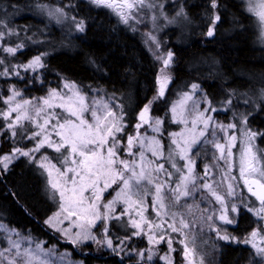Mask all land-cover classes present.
I'll use <instances>...</instances> for the list:
<instances>
[{
  "label": "snow or ice",
  "instance_id": "obj_1",
  "mask_svg": "<svg viewBox=\"0 0 264 264\" xmlns=\"http://www.w3.org/2000/svg\"><path fill=\"white\" fill-rule=\"evenodd\" d=\"M91 2L98 7L116 10L124 23L128 22L134 9L145 7L151 9L154 7L153 4L146 3V0H122V3L119 4L115 0H91ZM248 3L251 5L248 10L255 12L261 23L264 24V0H248ZM211 7L213 9L217 7L216 0H211ZM124 9L128 11L125 12ZM57 11L63 14L62 9H57ZM49 14L51 15V13ZM161 15L168 24L176 23L177 17L187 19V14L183 8L176 12L172 18H169L163 11H161ZM72 19L74 20L75 18L73 17ZM219 19V15H216L215 20L218 21ZM152 20H156L155 15L152 16ZM0 25L7 29V25H4L2 20H0ZM77 27L80 31H83V22H80ZM213 34V30L210 28L207 36L211 37ZM149 36L159 47L156 37L151 36V33H149ZM3 37L4 32H0V40ZM22 47L23 45H17L16 47H6L3 50L7 53L15 54ZM157 58L162 60L164 66L161 69L158 94L139 112V122L133 125L136 131L133 134H125L119 139L117 138L118 134L124 132L127 127L124 123L125 114L123 110L121 109L120 113L117 114L109 104L96 100H93L90 106L86 103L85 96L76 89L75 85H65V88L72 90L71 95L52 90L46 97L39 98L35 104L28 99L16 101V97L20 96L21 93L13 87L11 95L4 101L8 105L7 111L0 110V116L8 121L6 128L10 131L12 137L17 135L16 129L19 126L21 139L33 140L35 144L29 150L16 147L11 153L0 155V173L7 171L9 165L18 156L36 159L33 153L39 152L41 148L46 146L54 149L56 153L60 154L56 157L60 166L57 167V164L52 163L49 157L43 153L41 154L42 161L47 163L42 162L40 166L47 171L49 184L53 190V197L58 194L61 203L60 211L46 223L52 224L53 219L58 218L61 213L65 214V219L75 217L73 226L78 227L80 231L75 234L76 238L72 240L73 244L78 243L81 239L84 241L92 240L101 246L106 245L119 255V252H117L119 244L114 245L111 238L106 240L97 239L96 235L92 233V229L99 222L102 235L107 236L109 222L111 220L119 222L122 217L127 216L128 221L125 222V226H130L135 231L120 239V244L130 241L134 236H140L143 233L147 234L149 243L157 244L164 241L167 243L169 251H175L172 248V239H165L166 231L170 230L172 233H179L183 236V239L180 240V243L184 245L182 254L188 264H194V249L189 248L188 243H186L188 234L184 231L185 229H190L191 225L185 220L183 214L171 209L177 206L186 207L188 212L191 213L193 206L188 204L187 200H185L184 205H181V199L194 198L198 190H207V193L215 197V200L222 206L218 219L223 222L224 226L235 225L237 217L229 218L227 214L229 209L224 197L218 194L213 187V182L210 179H206L211 176L208 165H205L203 169V176L193 174L195 163L191 159L193 148L195 147L196 154H199L200 138L206 136L210 123H212V116L206 113L209 110L212 112L216 111L215 108L211 107L210 101L207 102L209 107L203 111H198V102L193 101L189 110L190 114H194L191 120V127H188L189 121L184 116V111L186 102L191 100L192 96L189 93H184L181 100L172 106L173 119L176 123L183 124L185 127L180 132L169 134L172 139L166 156L164 145L160 140L155 137H148L146 132L143 135L139 133V129L144 125H148L153 132L159 133L163 124V120L160 118H154L150 121L149 113L152 103L165 95V89L170 82V77L164 74V69L171 63L173 53L168 51L164 56ZM3 63L4 61L0 60V64ZM20 67H23L25 71L43 67L41 57L36 56L28 64ZM5 75H8L7 68H5V71L0 72V76ZM15 75L19 77L20 73L15 72ZM191 88L194 92L198 85L192 84ZM261 97L264 99V89L261 90ZM228 103H231V101L229 100ZM29 108H31V112ZM56 108L62 111L57 113L55 112ZM177 108L180 109L179 112ZM13 113L16 114L14 118ZM86 113L88 114L87 117ZM248 115L241 114L239 118L240 124L245 125V128L241 133V147L238 150V176L243 184L247 186L248 192L259 201L258 208L248 207L247 204H244V208L248 212H254L260 218L261 223L258 229H254L243 237L230 235L226 227H217L214 230L218 239L251 245L255 249V256L259 258V264H264V247L257 243V237H260L261 243H264V235L261 232V230H264V150L253 151L251 144V141L257 136L264 137V132H255L247 127ZM22 121H27L29 126H34L35 130L30 135H27L29 128L25 127L21 123ZM198 124L202 126L199 130ZM236 127L235 123L227 125L215 124V128L220 129L221 132L235 129ZM53 135L58 140H53ZM214 135V131L209 134V136ZM236 140L237 136L235 134L228 137L227 151L225 144L218 143L214 139H205L203 143H212L220 152L219 159L228 164L229 171H231V159L233 157L231 148L235 146ZM122 141H126L124 148L127 155L130 157L135 156L136 159L131 161L121 159L119 149ZM145 141H147V145ZM134 144L138 145L141 150L134 153ZM173 145L175 147H172ZM145 147L151 152V156L156 159L146 158L143 151ZM177 157L186 161V163L178 166ZM214 158L216 157L214 156ZM157 160H164L170 165V168L175 170V173L166 169L164 163H158ZM174 174L176 175V180L170 183ZM162 176L165 178L162 179ZM230 178L232 181L238 182L236 176H231ZM197 179L202 181L201 184L197 185ZM113 185H118L117 189H113L115 196L106 203H102L104 192ZM149 186H151L154 195L152 207L155 210L158 222H153L144 215L147 209L145 197L148 195ZM233 192V184L229 183L227 185V195L231 196ZM202 199L207 200L208 197L203 196ZM117 204L121 205L119 213L116 212ZM196 207H199V205H196ZM101 208H103V211H101ZM231 211L238 215L239 210L235 205H232ZM133 212L138 219L132 217ZM213 215L215 213L209 215L207 219L212 220ZM164 217H170L171 222L165 220ZM3 227V225H0V228ZM154 230L159 232V238H157ZM16 234L19 235V233ZM24 239H28V237H24ZM9 245L7 248L0 249V257L4 258V260H0V264H4V261L7 264H34L36 257L32 249L24 248L21 252V243L15 240H9ZM36 248L42 251L40 244H37ZM148 251L151 252V250ZM5 253H11L12 259H8ZM136 255L144 258L145 254L144 251H136ZM17 257L19 260H17ZM152 258V254L146 257L147 260H152ZM164 259L168 261V264H173L167 255H165ZM39 264H47V262L41 260ZM200 264H204L203 257L200 258Z\"/></svg>",
  "mask_w": 264,
  "mask_h": 264
},
{
  "label": "trees",
  "instance_id": "obj_2",
  "mask_svg": "<svg viewBox=\"0 0 264 264\" xmlns=\"http://www.w3.org/2000/svg\"><path fill=\"white\" fill-rule=\"evenodd\" d=\"M68 1L78 4L72 10L64 8L75 15L77 11L87 9L84 18L88 22H85L84 32L75 34L76 37L70 40L61 37L62 30L52 24L49 26L50 32L55 31L57 35L37 33V38H30L31 43L24 49L9 57L4 56L0 72L3 67L11 71L15 66L41 56L45 83L57 87L63 80H70L80 84L85 92L97 87L108 94H124L132 106L129 116H133L135 111L142 109L157 96L163 63L151 58L148 48L137 33L113 28L104 20L106 14L95 10L86 1ZM60 3L57 0H0L1 7L17 9L25 18V24L9 23V27L20 32L29 26V33L36 29L37 24H47L45 19L24 14L25 11L30 10L32 14L35 5L36 8L37 5H64L63 1ZM216 4L219 23L214 26L213 38H207L206 26L215 14L211 0H186V9L191 18L187 26L188 33L177 34L175 39L174 33H171L165 49L171 50L174 58L168 66L169 71L165 72L164 69V74L171 77V89H183L197 82L205 88L213 105L231 100L238 114L250 113L247 123L249 128L264 132V99L256 100L253 97L256 92L264 89V45L259 41L256 18L245 11L239 0H216ZM213 19L211 21L215 22ZM33 24L36 26L34 29ZM37 39L40 41H35ZM10 45V41L1 40L0 60L3 52L6 53L3 49ZM39 89L42 92V88ZM237 93L245 94L243 99ZM249 96L257 101L255 109L252 108ZM163 104L166 103H162L160 98L152 103V113L163 116ZM4 127L5 123L0 117V155L9 152L13 146ZM258 143L263 150L264 137L259 136ZM56 206L45 192L44 177L26 158H19L7 171L0 173V220L7 226L44 241L46 247L57 245L59 249H69L84 264H152L137 261L133 257L109 254L100 244L78 245L63 239L46 223ZM242 221L241 217L235 232L246 233L245 230L249 229L240 226ZM240 246L229 243L219 255V264H248V260L243 261L245 249ZM160 263L164 264L161 261L153 264Z\"/></svg>",
  "mask_w": 264,
  "mask_h": 264
},
{
  "label": "rangeland",
  "instance_id": "obj_3",
  "mask_svg": "<svg viewBox=\"0 0 264 264\" xmlns=\"http://www.w3.org/2000/svg\"><path fill=\"white\" fill-rule=\"evenodd\" d=\"M63 1L64 5H44L40 6L35 5V10L31 11L33 12L32 15H35V17L43 18L46 21L45 26H34L33 29L36 27L35 30L31 31V33L28 32V30H31V27L25 26L22 30L17 31V29H13L12 27H9V23H14L15 25L19 24H25V20L22 18H18L20 14H23L22 12H18L17 9L14 8H4L0 6V20L3 21L4 25H7V29L0 25V32H4L3 40H7L11 42L10 47H16L17 45H23L22 48H19V50L24 49L29 43H31V39H35L37 37L36 34H52L49 29L50 25L55 24L58 29L62 30L61 32L66 35V38H75L76 35H80L84 32L80 31L77 25L80 22H83L84 28L86 27V24L88 20L84 18L85 12L87 11L86 8H83V11H77L76 15L75 13L70 12L72 10L73 6H77V3L69 2L68 0H57V2ZM86 1L92 5V7L95 10H101L103 11L106 16H104V20L111 24V26L115 29H119L126 32H133L137 33V35H140L142 38L143 44L146 45L150 53L151 58L157 59L158 61H161V59H158L157 57L164 56L168 52V48L165 49V45H167V41L169 40L171 33L173 32V38L175 39L177 34H187L188 31V24L190 23V15L186 9V0H146V3H151L154 5L153 8H137L132 11V14L130 18L128 19L127 23H124L123 19L120 15L117 14V11L114 9H109L106 7H98L97 5L93 4L91 0H81ZM243 3L244 9L246 12L252 14L256 18L257 23V31H258V37L260 43L264 45V24L261 23L259 17L256 15L255 12H250L248 9L251 7V5L248 3V0H239ZM116 3H122V0H115ZM162 5V8H161ZM81 6V5H79ZM70 8V10H65L64 8ZM218 7V5H217ZM217 7L215 9L212 8V11L215 12L214 14V21H211L207 23L206 30H205V37L208 38L207 32L211 28L214 29V26H217L219 23L215 20ZM181 8H183L184 12L187 14V19H184L183 17H177L176 23L174 24H168V22L163 18L161 15V11L167 14L169 18H172L175 16L176 12H178ZM57 9H62L63 14ZM169 9V10H168ZM125 12H127V9H124ZM36 13V14H35ZM51 13V15L49 14ZM88 13V12H87ZM93 13V12H92ZM91 13V14H92ZM19 14V15H18ZM66 14V15H65ZM82 14V15H81ZM155 15L156 20H152V16ZM75 18L74 20L72 18ZM86 22V24H85ZM218 22V23H217ZM113 24V25H112ZM49 29V30H48ZM11 30V31H9ZM171 30V31H170ZM36 31V32H35ZM19 35L17 36V34ZM149 33H151V36L156 37V41L159 42V47H157V43L154 42L150 36ZM76 34V35H75ZM166 36V37H165ZM212 37V36H211ZM213 38V37H212ZM35 41H40V39H37ZM1 42V40H0ZM153 46V47H152ZM169 46V45H168ZM170 51V50H169ZM4 55H2L1 59L3 60L4 56L9 57L10 53L3 52ZM174 55V54H173ZM41 57V56H40ZM35 58V57H34ZM32 58L31 60H33ZM174 58V57H173ZM31 60H29L27 63L21 64L26 65ZM41 63L43 64V57H41ZM21 65L15 66L11 71L7 68L8 75L0 76V110L7 111L8 105L4 103L5 100L8 99V97L11 95V89L14 87L15 90L19 91L21 93L20 96L16 97V101H21L23 99L32 100V102L35 104L38 102L39 98L46 97L50 91L56 90L62 94L71 95L72 90L70 88H65V85H75L76 89L79 90V92L85 96L86 103H88L91 106V102L93 100L96 101H104L105 103L109 104L113 111H115L117 114L120 113V110L122 109L124 112V123L127 125V127L124 129V132L118 134V139L121 136H125V134H133L136 130L134 129L133 125L138 123V114L140 110L135 111L133 116H129L131 112V103L126 100L124 97V94H116V93H105L102 91V89L93 87L90 89L89 92H85L82 88V86L75 81L70 80H63L57 87L51 86L44 82L43 80V74H42V68L43 67H37L35 70L29 69L28 71H25L23 67H20ZM170 67L166 68L165 72L169 71ZM5 71V68H2L3 72ZM15 72H19L20 76L18 77L15 75ZM169 76V75H167ZM170 77V76H169ZM172 80L170 77V82L167 84V87L165 89V95L160 98V101L165 105V109H163V116H156L155 114H152V111L150 110L149 113V119L150 121L154 118H160L163 120V124L161 125V132H153L151 128L148 127V125H144L139 129V133L141 135L147 133L148 137H155L156 139L160 140L161 143L164 145V153L165 156L167 155V152L169 150V145L171 144L172 137L169 135L173 132H180L184 129V125L180 123H176L173 119V113L171 111L172 106L174 104H177L178 101L181 100L184 93H189L192 96V99L186 102L185 105V111L184 116L187 117L189 123L188 127H191V120L194 117V114H190L189 110L192 107L193 101L198 102V111H203L209 107L208 101H210L206 95L205 88L197 82L190 83L183 89L178 88H172ZM197 84L198 88L193 92L191 85ZM159 81H158V90H159ZM39 88H42V92ZM261 91V90H260ZM179 92V93H178ZM237 95L242 98L245 94L243 93H237ZM257 99H261V92H256L254 94ZM250 97V96H249ZM248 97V98H249ZM247 98V96H246ZM243 99V98H242ZM250 102L253 103L252 108L255 109L257 103L256 100H252L250 97ZM248 99V100H249ZM229 101V100H228ZM228 101H225L221 105H213L211 103V107L215 108L216 111H208L206 114L212 116V123H210V127L207 130L206 136L201 137V144L200 152L199 154H196V148H193L191 159L195 162L194 163V175L203 176V169L205 165H208L210 167L211 176L210 179L211 182H213V187L216 189L218 194L224 197L225 203L228 206V216L229 218H232L233 216L237 217V223L235 225H228L224 226L223 222L218 219L222 206L219 202L215 200V197H212L209 193H207V190H198L194 198H184L181 199L180 204L184 205L185 200H187L188 204H191L192 210L191 213L188 212L186 207H180L177 206L176 208L171 209L172 211H178L181 214L184 215L185 220L189 222L191 225L190 229H185V233L188 234V240L186 243H188L189 248L194 249L193 254V260L194 264H200V258L203 257L204 264H219V255L221 251L229 244H240L230 241H224L217 238V233L214 230L217 227H226L227 231L230 235H234L236 237H243L246 234L250 233L254 229H258L259 224L261 223L260 218L257 217L254 212H248L244 208V204H247L248 207L258 208L259 202L253 201L249 196L247 195V188L243 184L242 180H240L238 176V166H239V149L241 147V133L245 128V125L240 124L239 118L240 114L236 112L231 103H228ZM211 102V101H210ZM29 111L31 112V108H29ZM62 110L59 108L55 109V112L60 113ZM177 111L179 112L180 109L177 108ZM15 113H13V118L15 117ZM87 117V113L85 114ZM43 116V114H42ZM2 119L3 117L0 116ZM6 130V134L8 135V140H12L13 146L10 149L9 152H6L4 154H9L12 152V150L16 147H20L24 150H29L32 147H34L35 142L30 139H21L20 136V127L17 126V135L15 137H12L10 134V131L7 130L6 124L8 121L4 120ZM25 127L29 128V131L27 135H30L32 131L35 130L34 126H29L27 121L21 122ZM220 123L223 125H227L229 123H235L237 127L235 129H229L227 131L221 132L220 129L215 128V124ZM202 127L198 124V130ZM248 127V125H247ZM249 128V127H248ZM252 130V129H251ZM214 131V136H209L210 133ZM253 131L258 132L253 129ZM2 132H0L1 136ZM235 134L237 136V140L235 142V146L231 148V151L233 153V157L231 159L232 168L231 171H229V166L226 164L223 160L219 159L220 152L218 149H216L212 143H203L205 139H214L216 142L225 144L226 151H227V140L228 137ZM53 140H58V138L53 135ZM259 136H257L253 141H251V144L253 146V151L262 150L259 147L258 143ZM1 140V139H0ZM126 141L121 142V147L119 151L121 152V159H128L129 161L136 159L135 156H128L126 153V150L124 148V144ZM145 144L147 145V141H145ZM172 147H175L174 145ZM138 145L133 146V152L136 153L140 151ZM264 150V149H263ZM145 152L146 158L148 159H156L151 156V152L147 150V147L143 149ZM45 154L49 157L52 163H56L57 167H59V163L56 160V157L59 156V153H56L54 149L43 147L40 149L39 152L33 153V155L36 157V159H29L28 157L24 156H18V158L14 159L12 163H14L19 158L23 157L26 158L29 163H32L34 167L37 168V170L42 174V176L45 179V192L47 196L57 205L56 210L52 212L46 219L48 221L50 218H53L54 215L60 211V200L58 194L53 197V190L51 189V186L49 184V177L47 175V171L42 168L40 165L41 163H47L45 161H42L41 154ZM3 155V154H2ZM214 156L216 158H214ZM177 165H183L186 163V161L180 160L178 157L176 158ZM158 163H164V166L169 171H172L175 173V170L170 168V165L164 160H157ZM11 163V164H12ZM10 164V165H11ZM9 165V166H10ZM227 173V175H225ZM55 175V173H54ZM231 176H236L238 182H234L231 180ZM164 179L165 177H161ZM176 180V175L174 174L171 178L170 183L174 182ZM222 181V182H221ZM201 180L197 179L196 183L197 185L201 184ZM229 183L233 184L234 192L231 196L227 195V185ZM218 185V186H217ZM118 185H113L111 188L106 190L103 194V201L102 203H106L108 200L112 199L115 196V192L113 189H117ZM87 195V193H86ZM203 196H207L208 199H202ZM154 195L151 190V186L148 188V195L145 197V202L147 204V209L144 213V215L153 222H158L155 214V210L152 207L153 204ZM211 201V203H209ZM167 203V201H166ZM196 205H199V207H196ZM232 205H235L237 209L239 210L238 215L236 213H233L231 211ZM101 211H103V208H101ZM121 211V205H116V212L119 213ZM212 213H215L213 215L212 220H208L207 217L211 215ZM65 214L61 213V215L53 219L52 224L47 223V225L56 232L60 237H62L65 240L72 241L76 238L75 234L80 231L78 227L73 226V220L75 217L65 219ZM132 217L135 219H138V217L135 216V213H132ZM241 217L243 218V221L241 222L240 226H247L248 230H245L246 233H237L235 232V228L238 226V223L240 222ZM165 220L168 222H171L170 217H164ZM128 221V217H122L121 220L118 222L116 220H111L109 222V232L107 236L102 235L100 231V225L99 222L97 223V226L92 229V233L96 235L97 239L100 240H106L107 238H111L115 244H119L120 246L117 248V252H119V255H121L123 258L133 257L137 261H142L145 263H154L157 261H161L164 264H168V261L164 259L165 255L171 259L173 264H188V261L184 258L182 254V250L184 245L180 243V240L183 239V236H181L179 233H172L170 230L166 231L165 239L171 238L172 239V248L175 249V251H169L168 245L166 242L161 241L160 243L153 244L149 243L147 239V234H141L140 236H134L130 241H125L123 244H120V239H123L125 236L130 235L135 229L131 228L130 226H125V222ZM0 225H3V228H0V249L9 247V240H15L19 241L21 243V252L24 248H30L33 250L35 254V260L34 264H39L41 260L46 261L47 264H84L83 260L76 259L73 256V252L69 249H59L57 245H52L49 247L45 246L44 241L38 240L35 237L26 235L25 233L20 232L19 230L15 228H11L10 226H7L4 222L0 220ZM179 227V225L177 224ZM166 227V226H165ZM242 229V228H241ZM157 238H159V232L154 230ZM262 235H264V231L261 230ZM16 233H19L17 235ZM67 233V234H65ZM240 234V235H239ZM24 237H28V239H24ZM193 237H195L193 239ZM119 238V239H118ZM217 239V240H216ZM257 243L260 244V246L264 247V243H261L260 237H257ZM40 244L42 251L37 250L36 245ZM78 245H85V244H97L95 241L92 240H80ZM241 248L245 249V257L244 260H248V264H259V258L255 256V249L251 247V245H245L240 244ZM245 247V248H244ZM104 250L116 254V252H113L112 249H109L106 245L103 246ZM57 250V251H56ZM144 251V258L138 257L136 255V251ZM148 250H151L149 252ZM15 251V250H14ZM249 252V253H248ZM152 254V260H147L146 257ZM134 255V256H133ZM5 256L8 259H12L11 253H5ZM216 257V258H215ZM251 258V259H250ZM156 259V260H155ZM213 259V260H212ZM0 260H4L3 257H0ZM17 260L19 258L17 257ZM177 260V261H176ZM210 260V261H209ZM4 264H7L6 261H4Z\"/></svg>",
  "mask_w": 264,
  "mask_h": 264
},
{
  "label": "bare ground",
  "instance_id": "obj_4",
  "mask_svg": "<svg viewBox=\"0 0 264 264\" xmlns=\"http://www.w3.org/2000/svg\"><path fill=\"white\" fill-rule=\"evenodd\" d=\"M72 1V0H71ZM25 2V1H24ZM56 2V1H55ZM58 3V2H57ZM61 4V3H60ZM56 5H58V4H56ZM61 6V5H60ZM169 10V9H168ZM193 11V10H192ZM30 14V15H32L31 13H30V10H27V11H25V13L24 14ZM33 13V12H32ZM36 14V13H35ZM19 15V14H18ZM82 15V14H81ZM18 18H22V19H25V18H23L22 17V14H20V16H18L17 17V19ZM19 20V19H18ZM26 22V21H25ZM108 22V21H107ZM41 23V22H40ZM34 25V24H33ZM40 24H37L36 26H39ZM113 25V24H112ZM35 26V25H34ZM117 31V30H116ZM115 32V31H114ZM53 33L55 34V35H57L56 33H55V31H53ZM187 33H188V31H187ZM60 36L61 37H65L66 38V35H64L63 33L62 34H60ZM74 38V37H73ZM72 38H70V40H71ZM62 41V40H61ZM73 41V40H72ZM74 42V41H73ZM69 44H70V42H69ZM72 44V43H71ZM69 46V45H68ZM71 46V45H70ZM153 47V46H152ZM222 84V83H221ZM235 85V84H234ZM226 90V89H225ZM179 93V92H178ZM163 109H165V108H163ZM10 151V150H9ZM217 240V239H216ZM52 247V246H51ZM59 248V247H58ZM61 250V249H60ZM57 251V250H56ZM108 253V252H107ZM249 253V252H248ZM110 254V253H109ZM134 256V255H133ZM216 258V257H215ZM126 260V259H125ZM129 260V259H128ZM132 260V259H131ZM138 260V259H137ZM156 260V259H155ZM213 260V259H212ZM177 261V260H176ZM210 261V260H209ZM105 262V261H104ZM153 264V263H152ZM161 264V263H160Z\"/></svg>",
  "mask_w": 264,
  "mask_h": 264
}]
</instances>
